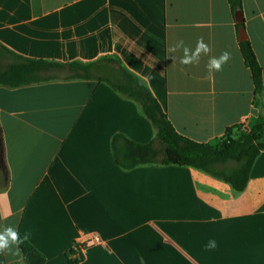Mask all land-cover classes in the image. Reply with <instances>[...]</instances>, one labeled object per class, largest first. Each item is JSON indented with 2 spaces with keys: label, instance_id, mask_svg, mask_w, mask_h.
Wrapping results in <instances>:
<instances>
[{
  "label": "crops",
  "instance_id": "0c3cea01",
  "mask_svg": "<svg viewBox=\"0 0 264 264\" xmlns=\"http://www.w3.org/2000/svg\"><path fill=\"white\" fill-rule=\"evenodd\" d=\"M0 0V51L60 66L113 58L140 80L176 132L215 144L229 128L264 121L240 50L244 28L264 81V0ZM240 26V27H238ZM231 59L209 75L170 58L169 47L199 38ZM13 63L0 56V68ZM65 77L0 86V227L14 225L46 260L71 264L77 242L97 236L80 264H264V151L248 185L193 168L123 170L112 150L120 135L154 142L141 106L101 79ZM71 74V75H70ZM216 247L207 249L209 241ZM0 264H26L0 254Z\"/></svg>",
  "mask_w": 264,
  "mask_h": 264
},
{
  "label": "trees",
  "instance_id": "16d2710c",
  "mask_svg": "<svg viewBox=\"0 0 264 264\" xmlns=\"http://www.w3.org/2000/svg\"><path fill=\"white\" fill-rule=\"evenodd\" d=\"M229 2L235 13L241 10L242 0ZM240 50L252 73L255 93L261 94L264 90L263 73L251 43L247 40L240 42ZM0 56L13 60L12 64L0 68V86L18 88L43 83L50 80L41 77L43 70L61 68L68 70L74 79H101L124 97L137 102L153 124L156 138L150 144L139 145L123 136H116L112 150L123 170L149 165L193 168L227 183L239 194L246 189L254 163L264 151L263 120L245 129L244 126L229 128L215 144H200L180 136L146 86L113 58L90 64L60 66L19 57L7 50L0 51ZM236 131L239 132L238 137L235 136ZM157 139L163 145L162 150L156 148ZM21 252L26 264H46L44 256L28 241L21 245ZM75 255L77 251L72 250L70 263L80 264L83 256L74 259Z\"/></svg>",
  "mask_w": 264,
  "mask_h": 264
},
{
  "label": "clouds",
  "instance_id": "9594fccd",
  "mask_svg": "<svg viewBox=\"0 0 264 264\" xmlns=\"http://www.w3.org/2000/svg\"><path fill=\"white\" fill-rule=\"evenodd\" d=\"M168 51L172 59L176 58L175 54L178 51H182V55L179 57V63L184 66L197 65L202 56H208L206 68L209 75L223 71L224 65L231 59V53L229 51H224L219 56L209 55L211 53V47L202 37L197 40L194 49L186 46L183 40H179L169 47ZM30 235L31 233L29 231H25L23 237H21L14 225L0 227V254L19 255L21 245L29 240ZM215 247L216 242L214 240L209 241L206 246L207 249H214Z\"/></svg>",
  "mask_w": 264,
  "mask_h": 264
},
{
  "label": "rangeland",
  "instance_id": "374dc122",
  "mask_svg": "<svg viewBox=\"0 0 264 264\" xmlns=\"http://www.w3.org/2000/svg\"><path fill=\"white\" fill-rule=\"evenodd\" d=\"M61 68H50V69H46L43 70V72L41 73V77L45 78V79H56V78H63L65 77V73L60 72ZM71 75V74H70ZM248 128L247 126L243 127ZM235 136L238 137L239 136V132L236 131ZM156 148L158 150H162L163 149V145L161 143V141L159 139L156 140Z\"/></svg>",
  "mask_w": 264,
  "mask_h": 264
},
{
  "label": "built area",
  "instance_id": "2783aa9c",
  "mask_svg": "<svg viewBox=\"0 0 264 264\" xmlns=\"http://www.w3.org/2000/svg\"><path fill=\"white\" fill-rule=\"evenodd\" d=\"M101 243H102L101 239L97 236L90 237L86 239L85 241L77 242L73 249V251H77V255H75L73 258L76 259V258H79L80 256H83L84 252L89 247H92L94 245H98Z\"/></svg>",
  "mask_w": 264,
  "mask_h": 264
},
{
  "label": "water",
  "instance_id": "95a60500",
  "mask_svg": "<svg viewBox=\"0 0 264 264\" xmlns=\"http://www.w3.org/2000/svg\"><path fill=\"white\" fill-rule=\"evenodd\" d=\"M236 20H237L238 24H242L243 23V15H242L241 12H237ZM239 35H240V41L241 42L247 40L244 28L240 29V34Z\"/></svg>",
  "mask_w": 264,
  "mask_h": 264
}]
</instances>
